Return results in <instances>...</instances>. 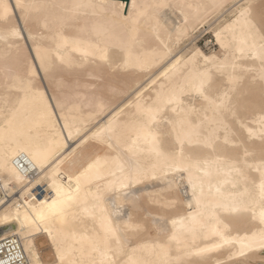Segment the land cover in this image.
<instances>
[{"label":"bare ground","instance_id":"6f19581e","mask_svg":"<svg viewBox=\"0 0 264 264\" xmlns=\"http://www.w3.org/2000/svg\"><path fill=\"white\" fill-rule=\"evenodd\" d=\"M7 239L21 264H264L263 0H0Z\"/></svg>","mask_w":264,"mask_h":264},{"label":"rangeland","instance_id":"374dc122","mask_svg":"<svg viewBox=\"0 0 264 264\" xmlns=\"http://www.w3.org/2000/svg\"><path fill=\"white\" fill-rule=\"evenodd\" d=\"M264 2V0H263ZM214 19L211 20L214 21ZM205 29H207L205 32H203L197 39V44L206 52H212V51H217L219 52L220 47L219 45L216 44V40L214 37V33L212 31L211 28H209V25L207 24L205 27ZM34 191L40 195L43 194L44 192V188L42 185H38ZM37 244H38V249H40V254L42 255V259L45 263H51L52 261H54V253H53V249L51 248L49 242L46 240V238H44L43 236H40L37 240ZM53 253V254H52Z\"/></svg>","mask_w":264,"mask_h":264},{"label":"built area","instance_id":"2783aa9c","mask_svg":"<svg viewBox=\"0 0 264 264\" xmlns=\"http://www.w3.org/2000/svg\"><path fill=\"white\" fill-rule=\"evenodd\" d=\"M23 258L21 256L20 245L12 239L0 242V264H21Z\"/></svg>","mask_w":264,"mask_h":264}]
</instances>
